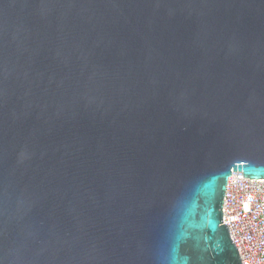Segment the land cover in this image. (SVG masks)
I'll return each mask as SVG.
<instances>
[{
	"label": "water",
	"instance_id": "obj_1",
	"mask_svg": "<svg viewBox=\"0 0 264 264\" xmlns=\"http://www.w3.org/2000/svg\"><path fill=\"white\" fill-rule=\"evenodd\" d=\"M232 172L264 179V0H0V264H242Z\"/></svg>",
	"mask_w": 264,
	"mask_h": 264
},
{
	"label": "built area",
	"instance_id": "obj_2",
	"mask_svg": "<svg viewBox=\"0 0 264 264\" xmlns=\"http://www.w3.org/2000/svg\"><path fill=\"white\" fill-rule=\"evenodd\" d=\"M223 224L242 264H264V179L232 172L224 195Z\"/></svg>",
	"mask_w": 264,
	"mask_h": 264
}]
</instances>
